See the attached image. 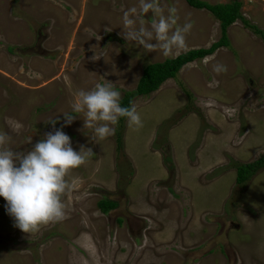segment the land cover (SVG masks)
Masks as SVG:
<instances>
[{
    "label": "rangeland",
    "instance_id": "rangeland-1",
    "mask_svg": "<svg viewBox=\"0 0 264 264\" xmlns=\"http://www.w3.org/2000/svg\"><path fill=\"white\" fill-rule=\"evenodd\" d=\"M239 1L228 46L135 96L142 127L125 119L98 140L82 113L65 125L79 90L104 77L123 95L146 64L219 39V20L161 0L193 25L187 48L165 56L124 36V13L139 0H0V131H10L6 118L22 123L10 147L26 152L62 129L74 150L95 154L69 175L61 222L22 232L0 197V264H264V168L239 186L234 167L264 154V36L246 24L264 33V0ZM104 198L118 204L107 214Z\"/></svg>",
    "mask_w": 264,
    "mask_h": 264
},
{
    "label": "clouds",
    "instance_id": "clouds-1",
    "mask_svg": "<svg viewBox=\"0 0 264 264\" xmlns=\"http://www.w3.org/2000/svg\"><path fill=\"white\" fill-rule=\"evenodd\" d=\"M149 13L152 19L146 23L143 18ZM123 20L127 40L165 56L187 48V35L193 27L191 22L179 23L175 7H169L166 14L161 0H139L138 7L127 10ZM105 30L111 31L110 28ZM93 37L100 39L97 33ZM99 58V55L92 57L93 60ZM221 70L227 71L226 66ZM102 81L90 90L76 93L72 113H64L65 125H70L77 114L82 113L84 127L92 128L98 140L114 135V126L121 118L127 119L130 126L142 127L136 102L122 106V94L116 90L115 83L104 77ZM49 122L55 128L56 121ZM6 124L10 131H0V197L6 201V211L14 218L15 227L25 233H34L67 219L64 197L71 188L68 177L95 155L92 148L80 146L79 151L74 150L69 135L62 129H55L36 142L31 150L17 151L10 147V132L18 134L23 124L10 117L6 118Z\"/></svg>",
    "mask_w": 264,
    "mask_h": 264
},
{
    "label": "trees",
    "instance_id": "trees-1",
    "mask_svg": "<svg viewBox=\"0 0 264 264\" xmlns=\"http://www.w3.org/2000/svg\"><path fill=\"white\" fill-rule=\"evenodd\" d=\"M189 5L196 8H205L209 10L215 18L219 20L220 24V37L214 41L208 47H199L186 50L185 52L179 53L178 55L170 58H165L162 61H155L146 64L136 87L132 90H126L123 92L121 105L128 107L129 102L137 95H146L155 90H157L161 84L177 75L180 69L187 63L192 62L196 59L204 58L207 55L212 54L220 46H228L229 40L227 35V28L231 25L237 18L242 17L241 15V1L232 0L228 3H216L210 4L204 0H186ZM249 27L254 28V32L257 34L264 33L258 27L248 24ZM187 97L191 100L192 94L189 91H186ZM125 118H121L118 122L120 129H122L123 121ZM118 129L116 135V145L120 148L122 145L121 132L122 130ZM234 167L236 170L235 182L236 185L243 186L252 176L258 173L259 170L264 168V154L260 155L255 160L249 162H235ZM98 208L104 214H107L110 210L117 207V201L104 198L98 201Z\"/></svg>",
    "mask_w": 264,
    "mask_h": 264
}]
</instances>
